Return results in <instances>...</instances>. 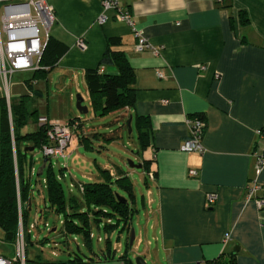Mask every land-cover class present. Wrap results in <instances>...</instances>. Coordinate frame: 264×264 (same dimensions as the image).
<instances>
[{
	"label": "crops",
	"instance_id": "0c3cea01",
	"mask_svg": "<svg viewBox=\"0 0 264 264\" xmlns=\"http://www.w3.org/2000/svg\"><path fill=\"white\" fill-rule=\"evenodd\" d=\"M45 1L55 15L51 38L68 49L59 69L84 71L86 79L114 42L112 49L123 52L135 71V102L120 114L127 124L132 117L139 137L141 131L148 135L153 154L149 168L157 175L149 213L156 246L147 253L150 264H264V209L247 197L255 182L264 184V169H256L264 152V136L258 135L264 129V0H119L158 56L136 51L132 29L114 11L104 13L105 0ZM241 13L249 24H242ZM8 93L10 106L22 97L13 102L10 88ZM5 95L0 78V99ZM1 115L0 109V156ZM188 119L205 122L203 152L182 150ZM210 194L218 196L213 206ZM117 245L113 259L91 248V255L72 263L74 258L55 260L37 249L31 254L27 242L26 264H126Z\"/></svg>",
	"mask_w": 264,
	"mask_h": 264
},
{
	"label": "rangeland",
	"instance_id": "374dc122",
	"mask_svg": "<svg viewBox=\"0 0 264 264\" xmlns=\"http://www.w3.org/2000/svg\"><path fill=\"white\" fill-rule=\"evenodd\" d=\"M2 14L3 4L0 3V17ZM41 37L44 39L43 31ZM4 40H6L5 35ZM105 67L110 70L109 67ZM82 72L84 71H75V73L69 74L57 66L46 74L35 75V72H17L11 78L9 88L12 101L15 102L19 97L26 96L28 110L37 112L36 116L30 118L28 124L22 129V135H32L40 131L41 125L38 117H46L51 123L60 124L75 120L74 122L81 125L72 132V141L66 150V155L69 158H51L49 163L53 166L58 179H61L68 203L72 197L78 203V205L67 203V215L82 212L90 214L89 217L85 216L84 221L85 223L89 222L90 231L95 236L89 246L85 241L84 231L80 230L76 233L67 231L64 214L47 211V208H52L46 201V190L43 184L46 174L41 177L36 174L45 157L41 147L35 148L34 139L22 140L23 150L35 148L33 152L29 153V160H33L35 173L31 180L33 184L32 206L31 210L27 212L26 218L27 230H31L28 249L31 254L37 249V253L40 255L55 260H65L75 258L77 254L89 256L92 253L91 248L93 252L99 253L104 250L106 240L109 238L113 249L117 244H120L125 252L127 231H121V225L114 228L107 226L108 223L117 224L115 219L109 220V218L98 216L100 221L96 223L93 208L86 205L83 193L80 191L81 183L103 181L101 170L107 167L106 170H110L116 175L119 171L123 172L128 175L131 181L132 200L135 202L131 205L134 209L132 228L136 231V240L129 255L134 264L137 257H144L150 264L153 260L147 253L153 252L156 246L151 228L152 217L149 213L151 208L149 191L152 190V185L150 180L147 181L146 168L131 169L129 161L135 162L136 165H144L146 161L152 160V150L150 147H143L136 122H132L131 128H129L127 122L123 121L127 118L125 114L121 116L119 112H115L102 116L101 112L94 108L87 81ZM78 96L83 98V106L88 108L87 114H81L78 111ZM4 101L7 104L8 117L14 136L11 106L6 97ZM83 137H87L88 140H83ZM45 171L47 172V170ZM61 171L67 175L66 178H62ZM114 191L121 197L130 198L128 192L118 184L114 185ZM90 209L91 211H89ZM82 219L78 218L80 226L85 225L81 221ZM46 224L49 225V228L46 227ZM32 226L37 228L33 229ZM87 230H89L88 227ZM140 238H143V243L137 249ZM45 239H47L46 242H43ZM101 239L102 241H100ZM148 242H151V245ZM0 254L12 260L16 256L13 243L7 240L6 233L1 227Z\"/></svg>",
	"mask_w": 264,
	"mask_h": 264
},
{
	"label": "trees",
	"instance_id": "16d2710c",
	"mask_svg": "<svg viewBox=\"0 0 264 264\" xmlns=\"http://www.w3.org/2000/svg\"><path fill=\"white\" fill-rule=\"evenodd\" d=\"M241 22L243 25L249 24V20L246 14L241 13ZM114 42H109L106 52L102 57L100 66L95 70H88L86 72V81L89 88V92L92 99L94 108L101 112L102 116L112 114L115 112H121L125 109L133 106L135 102L136 90L132 88L135 81V71L132 68L129 60L125 54L121 51H115L113 48ZM67 48L59 42L50 38L43 57L40 62V70L35 71L37 74H46L51 72L59 63L61 58L67 52ZM113 67L114 73H106V67ZM102 67V68H101ZM104 68V72L100 73ZM26 96H22L17 103L11 104L12 119L14 136L12 127L8 117L7 104L4 99H0L1 109V156H0V227L5 231L7 240L12 243L16 242L19 232V220H20V206L22 211V217L24 226L26 228L27 212L30 211L32 206V192L33 184L32 177L34 166L33 160H29V153L22 149V140H35V148L42 147L48 143L46 137V128H40L38 133L32 135H22V129L28 124L30 118L36 116L37 112H30L26 105ZM39 120V117L37 118ZM75 121V120H74ZM74 121H71L72 123ZM140 125L146 124L147 121L143 118L139 120ZM81 126V125H79ZM141 130V129H140ZM148 135L141 131L140 140L144 148L148 147ZM83 140H88L87 137H83ZM151 161H146L143 167L150 173L149 165ZM46 174L45 187L46 201L52 209L56 210L57 214H64L67 231L79 232L80 230L85 232V241L90 246L92 242L90 225L85 223V216L89 217L88 213H75L67 215V205H78L76 199L72 197L69 199V203L65 198L63 186L61 180L54 172L52 165H48ZM103 174V181L84 184L83 196L86 201V205L93 208V212L96 216V221H100L101 216L103 218H109V220L115 219L117 224L113 225L108 223V227H118L121 225V231H127L128 238L126 244V250L120 257L126 264L133 263L129 259V236L132 228L135 202L132 200V184L128 175L123 172H117L118 174L112 175L110 170H101ZM63 171H61V174ZM154 175L157 174L154 172ZM148 179V180H147ZM146 180L149 182V178ZM146 181V182H147ZM118 184L123 187L129 194L130 198L123 197L128 200V203H123L114 191V185ZM121 197V196H120ZM68 203V204H67ZM73 207V206H71ZM91 211V209L89 210ZM75 218H83L84 226H80L78 221H74ZM71 220V221H70ZM83 224V223H82ZM106 226V229L108 228ZM87 227L89 230H87ZM27 230V228H26ZM28 231V230H27ZM29 234H26V242H29ZM100 254V255H99ZM115 250L113 249L111 240L107 238L104 250L100 251L97 255L103 259L115 258ZM82 261L80 254H77L75 258L70 261L72 263H78Z\"/></svg>",
	"mask_w": 264,
	"mask_h": 264
},
{
	"label": "built area",
	"instance_id": "2783aa9c",
	"mask_svg": "<svg viewBox=\"0 0 264 264\" xmlns=\"http://www.w3.org/2000/svg\"><path fill=\"white\" fill-rule=\"evenodd\" d=\"M3 4V14L0 17V78L4 81L5 97L10 102L9 84L12 76L17 72H35L40 70V62L43 57L46 46L51 38L52 28L55 24L54 9L47 4L45 0H0ZM104 13L114 11L115 19L126 23L136 36V51H151L158 56L160 50L154 48L143 32L136 28L135 22L128 9L121 6L119 0H105L103 2ZM108 17L104 14L100 17V23H105ZM44 32V39L41 32ZM4 35L6 40H4ZM78 46L82 49L85 44L80 41ZM104 72V68L100 73ZM160 77L163 75L159 74ZM39 123L46 128V137L48 143L42 147V153L49 161L51 158L67 159L66 150L72 141V132L79 127L76 122L65 124L51 123L46 117L40 118ZM190 135L183 146L182 150L187 153L203 152L201 138L205 130V122L202 119H188ZM258 135L264 136V129L258 131ZM257 174L264 169V152L256 157ZM50 165V163H48ZM53 168V166H52ZM191 177H197L198 172L190 171ZM62 178L67 175L63 172ZM151 182L155 180L153 172L148 173ZM84 191V186L79 185ZM73 187V185H71ZM247 197L253 200L259 209H264V184L255 182L248 188ZM218 196L210 194L207 197L209 206L217 202ZM19 232L15 242L16 256L14 260L5 258L0 255V264H26L27 260V242L26 234L31 230H26L23 222L22 211L20 206ZM49 228V225H46ZM35 229V226H32ZM229 239V236H227ZM143 243L140 238L138 246ZM116 245L115 249L118 250ZM114 249V250H115ZM138 249V248H137Z\"/></svg>",
	"mask_w": 264,
	"mask_h": 264
},
{
	"label": "water",
	"instance_id": "95a60500",
	"mask_svg": "<svg viewBox=\"0 0 264 264\" xmlns=\"http://www.w3.org/2000/svg\"><path fill=\"white\" fill-rule=\"evenodd\" d=\"M83 102H84L83 98L78 96L77 97V108H78V111L81 114H87L88 113V108L83 106ZM131 123H132V117L128 120L129 128L131 127ZM34 150H35V148H27V149H25V152H33ZM48 162H49V159L48 158H44L41 167L37 170V176L38 177H41V176L44 175V171L48 167ZM129 167L131 169H142L143 165H136L135 162L129 161ZM118 197L123 203H128L127 199H125L123 197H120V196H118ZM129 239H130L129 240V246H130V249L132 250L133 247H134L135 240H136V231H135L134 228L130 232ZM135 264H147V262H146V259L144 257H137L135 259Z\"/></svg>",
	"mask_w": 264,
	"mask_h": 264
}]
</instances>
